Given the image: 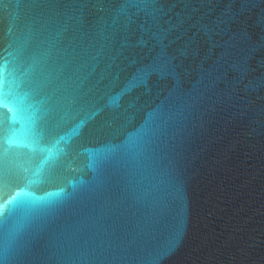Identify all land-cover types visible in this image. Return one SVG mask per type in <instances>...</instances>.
I'll return each mask as SVG.
<instances>
[{"label":"water","instance_id":"obj_1","mask_svg":"<svg viewBox=\"0 0 264 264\" xmlns=\"http://www.w3.org/2000/svg\"><path fill=\"white\" fill-rule=\"evenodd\" d=\"M0 264H264V0H0Z\"/></svg>","mask_w":264,"mask_h":264}]
</instances>
